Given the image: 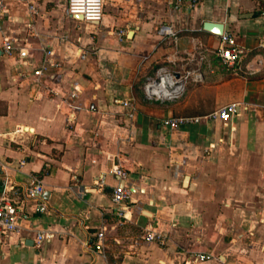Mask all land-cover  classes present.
<instances>
[{"label": "crops", "instance_id": "0c3cea01", "mask_svg": "<svg viewBox=\"0 0 264 264\" xmlns=\"http://www.w3.org/2000/svg\"><path fill=\"white\" fill-rule=\"evenodd\" d=\"M4 5L0 196L7 179L22 218L0 264H264V0H105L100 23L68 0ZM207 22L244 49L235 67ZM5 39L27 57L7 56ZM48 51L61 67L37 75ZM229 104L230 121L204 118ZM179 117L202 119L163 124ZM33 177L45 212L26 197Z\"/></svg>", "mask_w": 264, "mask_h": 264}, {"label": "built area", "instance_id": "2783aa9c", "mask_svg": "<svg viewBox=\"0 0 264 264\" xmlns=\"http://www.w3.org/2000/svg\"><path fill=\"white\" fill-rule=\"evenodd\" d=\"M5 0H0V12H5ZM182 0H178L177 7H180ZM104 6L105 0H68V11L70 15L74 17H81L84 21L89 23H100L104 17ZM1 30V26H0ZM162 33L173 34L169 27H163L161 29ZM17 47L12 40L5 39L3 42V51L7 56H12L15 52H18L20 58L24 59L27 57V52L23 49L17 51ZM52 51H48L44 59L42 67L35 71L37 75H41L48 68H60L58 62H54L51 58ZM244 56V49L241 48L237 42L234 35L230 32H224L221 35V47L219 49V57L221 60L229 67H235L239 62L242 61ZM125 105L130 106L129 102ZM95 109L94 106L91 107ZM237 105L229 104L224 107L217 109L204 118L210 120H221L223 122H228L234 114L237 113ZM202 117H179L168 119L163 122L164 125L170 126L172 128H178L183 125L199 123ZM0 165V170H1ZM112 174L119 179H125L127 177V172L120 166L115 167L112 170ZM16 187L10 185V181L4 180V191L0 196V242H4L6 238L10 237L12 234L20 230L21 221V208L20 202L14 197H10L9 193L17 195ZM26 197L29 200L35 201L36 208L40 212L46 211V206L40 201L43 200L45 195V187L43 182L37 178L33 177L30 185L26 188ZM131 192L122 185L117 186L111 196L112 203L114 206L118 207V215L123 216L122 208L126 206L128 200L130 199ZM98 241L96 243V250L101 251L104 248L105 239V229L97 235ZM51 235H45L43 232L39 233L37 236V246L41 247L45 241H50ZM146 240L157 241L160 244H164L165 241L160 235L155 233H149L146 236ZM208 257L205 255H197L196 260H204Z\"/></svg>", "mask_w": 264, "mask_h": 264}, {"label": "water", "instance_id": "95a60500", "mask_svg": "<svg viewBox=\"0 0 264 264\" xmlns=\"http://www.w3.org/2000/svg\"><path fill=\"white\" fill-rule=\"evenodd\" d=\"M204 28L219 36L223 35L225 32L224 25L219 23L207 22L205 23Z\"/></svg>", "mask_w": 264, "mask_h": 264}]
</instances>
